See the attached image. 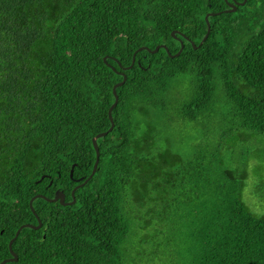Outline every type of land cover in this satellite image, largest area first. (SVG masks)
Here are the masks:
<instances>
[{
	"label": "trees",
	"instance_id": "trees-1",
	"mask_svg": "<svg viewBox=\"0 0 264 264\" xmlns=\"http://www.w3.org/2000/svg\"><path fill=\"white\" fill-rule=\"evenodd\" d=\"M241 1L0 0V261L41 222L3 264H264L242 196L264 169V0L225 11ZM179 125L203 132L185 152L161 134ZM102 131L75 201L32 211L72 199Z\"/></svg>",
	"mask_w": 264,
	"mask_h": 264
},
{
	"label": "rangeland",
	"instance_id": "rangeland-1",
	"mask_svg": "<svg viewBox=\"0 0 264 264\" xmlns=\"http://www.w3.org/2000/svg\"><path fill=\"white\" fill-rule=\"evenodd\" d=\"M170 130L167 132L162 131L161 134L171 139L173 145L184 152L185 150H190L195 139L200 137L203 133L201 128L199 131H192L190 128L182 125L177 126L176 129ZM160 141H164L163 137ZM237 154L238 151H235V157ZM259 164H261L262 167H259ZM262 177L264 178L263 163H248V176L245 180L242 196L245 203L252 211L260 213H264V182H260ZM258 183L260 184V190L256 189Z\"/></svg>",
	"mask_w": 264,
	"mask_h": 264
},
{
	"label": "water",
	"instance_id": "water-1",
	"mask_svg": "<svg viewBox=\"0 0 264 264\" xmlns=\"http://www.w3.org/2000/svg\"><path fill=\"white\" fill-rule=\"evenodd\" d=\"M244 2H245V0H243V1H241V2H236V3H235V2H229V3H228V6H229V7H228L227 9H225V11H234V10H236L238 4H243ZM214 14H215L214 12H209V13H207V14L205 15V20H206L207 30H206V33L204 34L202 40H204V39L207 37V35H208V33H209V30H210V23H209V20H208V16H209V15H214ZM171 34L174 35V34H175V31H174V30L171 31ZM181 36L184 37L183 34H181ZM175 37H176L177 39H179V41H180V47H179L178 51L174 54V55H177V54H179L180 51L182 50V48H183V43H182L180 37H177V36H175ZM160 46L166 48L165 45L160 44V45H157V46L153 49V51H156ZM138 49H147V50H150L147 46H141V47H139ZM103 59L105 60L106 57H104ZM133 61H134V57L132 58V63H133ZM132 63H131L129 66H127L126 68L130 67V66L132 65ZM122 76H123L122 80L119 81V82H117V83H115V84L113 85V88H112V90H113V94H114V97H115V100H114V102L110 105V107H109V109H108V117H109V119H110V127L108 128V130H110V129L113 127V125H114V122H113V119H112V113H111V112H112L113 107L116 105V103H117V99H118V95H117V92H116V87L119 86V85H121V84L124 82L125 78H126V75H125L124 73H122ZM106 132H107V131L99 132V133L95 134V135L92 137V143H93V146H94V148H95V154H96V155H95V161H94V164H93V168H92L90 174L88 175V177L85 178L82 182L76 184V185L74 186V188L71 190V196H72V199H71L70 201H65V195H64V193H63L62 191H56L55 194H54V196L51 197V198L46 197V196H44V195H42V194H36V195H34V196L30 199V201H29V204H30V207H31L32 211H34V208H33V206H32V201H33V199H34L35 197H42V198H44V199H46V200H48V201H54V200L56 201V200H58V201H59L60 203H62V204H71V203H73V202L75 201V197H74V191H75V189H76L78 186L82 185L84 182H86L87 179L90 178V177L92 176V174L96 171L97 163H98V161H99V149H98V146H97V138L100 137V136H102V135H104ZM36 216H37V215H36ZM37 218H38V216H37ZM40 223H41V222H40V219L38 218V224H37V225L31 224V223H24V224H22V225H20V226L18 227V229H17L16 232H15V235L9 240V243H8V244H9V249H10L11 256L8 257V258L2 259V260L0 261V264H3V263H5V262H7V261H15V260H17V258H18V257H17V254L12 250L11 247H12V242H13L15 236L18 234L19 230H20L21 228H23V227L37 228V227L40 226Z\"/></svg>",
	"mask_w": 264,
	"mask_h": 264
}]
</instances>
